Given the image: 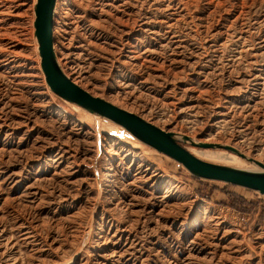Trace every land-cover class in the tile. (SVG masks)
<instances>
[{"label": "rangeland", "instance_id": "rangeland-1", "mask_svg": "<svg viewBox=\"0 0 264 264\" xmlns=\"http://www.w3.org/2000/svg\"><path fill=\"white\" fill-rule=\"evenodd\" d=\"M35 3L0 0V264H264V195L49 88ZM54 37L93 95L264 163V0H58Z\"/></svg>", "mask_w": 264, "mask_h": 264}, {"label": "water", "instance_id": "water-1", "mask_svg": "<svg viewBox=\"0 0 264 264\" xmlns=\"http://www.w3.org/2000/svg\"><path fill=\"white\" fill-rule=\"evenodd\" d=\"M58 0H36L35 37L41 58V69L49 88L62 99L75 104L93 116L123 127L127 136L165 154L182 165L194 177L240 186L264 195V163L246 155L232 145L197 141L194 138L163 129L139 114L119 107L109 100L95 96L68 77L60 64L55 48V11ZM184 143L205 149L232 152L256 169H244L207 161L193 154Z\"/></svg>", "mask_w": 264, "mask_h": 264}, {"label": "bare ground", "instance_id": "bare-ground-1", "mask_svg": "<svg viewBox=\"0 0 264 264\" xmlns=\"http://www.w3.org/2000/svg\"><path fill=\"white\" fill-rule=\"evenodd\" d=\"M58 3V2H57ZM56 10H57V5H56ZM55 15H56V11H55ZM54 22H55V19H54ZM54 30H55V27H54ZM63 70H64V68H63ZM64 72L67 74V76L68 77H70V78H72L73 79V81L75 82V83H77L75 80H74V78L72 77V76H70L65 70H64ZM44 77V76H43ZM78 84V83H77ZM79 85V84H78ZM79 107V106H78ZM91 114V113H90ZM94 117H96V118H99V117H97V116H94ZM103 119V118H102ZM103 120H105V121H108V122H110V124H112V125H115V127L117 128V131H120L119 129H123V130H125L123 127H121V126H119V125H117V124H114L112 121H109V120H106V119H103ZM155 124V123H154ZM119 128V129H118ZM126 131V130H125ZM122 132V134H123V136H120V137H122V138H125V137H128L129 138V136H127V132ZM119 134V133H118ZM120 135V134H119ZM132 138V137H131ZM134 141H136L135 140V138H132ZM136 143H138L137 141H136ZM212 150H220V149H212ZM229 152V151H228ZM193 153V152H192ZM232 153V152H231ZM194 154V153H193ZM196 155V154H195ZM236 155V154H235ZM197 157H199V158H201V159H204V160H207V159H209V160H221V161H226V162H228V163H237L238 162V159L236 158V157H234V156H231V155H229V154H222V153H216V152H213V153H199V154H197L196 155ZM238 156V155H237ZM239 157V156H238ZM241 158V157H240ZM209 160H207V161H209ZM246 161V160H245ZM211 162H214V161H211ZM247 162V161H246ZM215 163H219V162H215ZM248 164H250L252 167H245V166H235V165H229V164H225V165H229V166H234V167H238V168H244V169H256L257 168V166L256 165H254V164H252V163H249V162H247ZM220 164H224V163H220Z\"/></svg>", "mask_w": 264, "mask_h": 264}]
</instances>
